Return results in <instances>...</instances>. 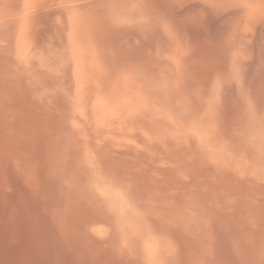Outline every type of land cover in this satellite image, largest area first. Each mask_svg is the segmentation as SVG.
<instances>
[{
  "label": "rangeland",
  "instance_id": "obj_1",
  "mask_svg": "<svg viewBox=\"0 0 264 264\" xmlns=\"http://www.w3.org/2000/svg\"><path fill=\"white\" fill-rule=\"evenodd\" d=\"M0 264H264V0H0Z\"/></svg>",
  "mask_w": 264,
  "mask_h": 264
},
{
  "label": "bare ground",
  "instance_id": "obj_2",
  "mask_svg": "<svg viewBox=\"0 0 264 264\" xmlns=\"http://www.w3.org/2000/svg\"><path fill=\"white\" fill-rule=\"evenodd\" d=\"M30 22V21H29ZM115 199V198H114ZM134 237V236H133ZM156 248V247H155ZM161 251V250H160ZM164 251V250H163Z\"/></svg>",
  "mask_w": 264,
  "mask_h": 264
}]
</instances>
